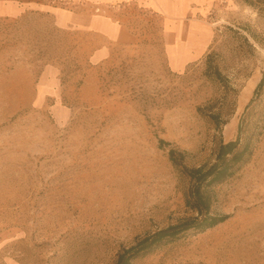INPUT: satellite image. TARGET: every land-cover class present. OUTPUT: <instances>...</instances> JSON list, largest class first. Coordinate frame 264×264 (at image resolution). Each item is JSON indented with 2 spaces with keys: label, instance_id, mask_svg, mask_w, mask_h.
I'll use <instances>...</instances> for the list:
<instances>
[{
  "label": "rangeland",
  "instance_id": "rangeland-1",
  "mask_svg": "<svg viewBox=\"0 0 264 264\" xmlns=\"http://www.w3.org/2000/svg\"><path fill=\"white\" fill-rule=\"evenodd\" d=\"M63 13L0 17V264H114L137 238L191 215L170 148L204 167L219 137L252 147L213 191L211 213L229 218L134 264H264V83L250 102L264 72V11L190 1L170 20L186 48L170 54L169 20L140 13L138 44L108 46L97 61L102 41ZM182 52L185 65H173ZM208 53L221 82L206 73Z\"/></svg>",
  "mask_w": 264,
  "mask_h": 264
},
{
  "label": "trees",
  "instance_id": "trees-1",
  "mask_svg": "<svg viewBox=\"0 0 264 264\" xmlns=\"http://www.w3.org/2000/svg\"><path fill=\"white\" fill-rule=\"evenodd\" d=\"M246 6L264 11V0H240ZM206 73H211L215 80L221 82L222 75L212 58V53L206 56ZM264 83V72L261 80L254 89V98L259 93ZM203 113L200 109L198 110ZM214 125L219 129L220 119L218 114L209 112L207 114ZM163 140H158V146H168ZM216 149L213 162L204 167H191L184 163L186 152L170 148L167 153L168 162L173 165L180 178L188 185L183 193L185 208L191 212L186 218L165 228L154 231V233L143 235L130 246L122 248L117 254L114 264H134L137 259L152 255L158 249L179 241L187 234H199L222 224L229 218L228 215L216 216L211 213L214 202V189L232 178L244 165L252 154L249 141L241 142L237 137L234 141L224 142L220 137L216 140Z\"/></svg>",
  "mask_w": 264,
  "mask_h": 264
},
{
  "label": "crops",
  "instance_id": "crops-1",
  "mask_svg": "<svg viewBox=\"0 0 264 264\" xmlns=\"http://www.w3.org/2000/svg\"><path fill=\"white\" fill-rule=\"evenodd\" d=\"M190 1L194 0H0V17L15 19L35 7L64 11L63 16L69 21L67 23L73 24L78 30L91 32L102 41L103 45L93 53L97 61L107 57L108 46H136L141 33L137 24L142 19L139 14L148 11L163 14L169 20L166 24L161 23L164 26L162 35L166 42V52L184 51L186 46L181 45L183 41L173 37L177 30L172 28L170 20L180 19ZM205 1L211 0H202ZM174 56L179 58L175 60L170 56L171 63L176 66L185 65L188 60L183 52Z\"/></svg>",
  "mask_w": 264,
  "mask_h": 264
},
{
  "label": "bare ground",
  "instance_id": "bare-ground-1",
  "mask_svg": "<svg viewBox=\"0 0 264 264\" xmlns=\"http://www.w3.org/2000/svg\"><path fill=\"white\" fill-rule=\"evenodd\" d=\"M103 172V171H102ZM101 174V173H100ZM105 174V173H104ZM99 175V174H98ZM109 177V176H108ZM87 181V180H86ZM105 181V180H104ZM99 184V183H98ZM92 185V184H91ZM113 185V184H112ZM111 186V185H110ZM93 187H94V185H93ZM102 187V186H101ZM104 187V186H103ZM97 189H99L98 188V185H97V187H96ZM107 188V187H106ZM111 189V188H110ZM114 189V188H113ZM101 190V189H100ZM91 192V191H90ZM95 192V191H94ZM101 192L103 193V194H106L107 195V191L106 190H101ZM97 193V192H96ZM102 194V195H103ZM109 195V194H108ZM95 196V195H94ZM97 196V195H96ZM103 198H104V196H102ZM92 198H93V196H92ZM95 199V198H94ZM93 199V200H94ZM106 199V198H105ZM108 199V198H107ZM95 201V200H94ZM99 202V201H98ZM103 202H105V201H103ZM101 203V202H100ZM91 204V203H90ZM99 204V203H98ZM96 205H97V203H96ZM105 206V205H104ZM94 206H92V208H93ZM100 208V207H99ZM107 208H109V207H107ZM97 211V210H96ZM109 211V210H108Z\"/></svg>",
  "mask_w": 264,
  "mask_h": 264
}]
</instances>
